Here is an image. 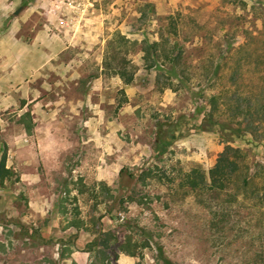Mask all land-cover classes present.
Listing matches in <instances>:
<instances>
[{
	"label": "rangeland",
	"instance_id": "obj_1",
	"mask_svg": "<svg viewBox=\"0 0 264 264\" xmlns=\"http://www.w3.org/2000/svg\"><path fill=\"white\" fill-rule=\"evenodd\" d=\"M3 60L0 264H264L260 191L202 187L264 164V0H0Z\"/></svg>",
	"mask_w": 264,
	"mask_h": 264
},
{
	"label": "trees",
	"instance_id": "obj_2",
	"mask_svg": "<svg viewBox=\"0 0 264 264\" xmlns=\"http://www.w3.org/2000/svg\"><path fill=\"white\" fill-rule=\"evenodd\" d=\"M125 82L129 84L132 80L131 74L124 71H119ZM215 98L213 97V100ZM239 137L240 135L237 134ZM6 155L0 157V182L10 174L9 168H6ZM207 180L203 183L202 187L214 194H227L229 191L234 190L238 195L246 198L248 191L255 188L260 191L256 195L255 206L264 209V164H252L245 161V157L241 151L228 146L225 151L219 156L217 163L214 167L208 170ZM258 179V182H255ZM255 182V184H254ZM188 185L191 188H201L193 177L188 180ZM77 230L81 228L82 224L73 222L71 224ZM130 238H126L124 242H120L115 237H108L107 234L98 242L103 250H110L113 258H117L118 250L134 256L135 250L132 249Z\"/></svg>",
	"mask_w": 264,
	"mask_h": 264
},
{
	"label": "crops",
	"instance_id": "obj_3",
	"mask_svg": "<svg viewBox=\"0 0 264 264\" xmlns=\"http://www.w3.org/2000/svg\"><path fill=\"white\" fill-rule=\"evenodd\" d=\"M13 53H15L14 49H13ZM15 81H16V62L14 60L1 61L0 62V111L1 110L5 111L16 104Z\"/></svg>",
	"mask_w": 264,
	"mask_h": 264
},
{
	"label": "water",
	"instance_id": "obj_4",
	"mask_svg": "<svg viewBox=\"0 0 264 264\" xmlns=\"http://www.w3.org/2000/svg\"><path fill=\"white\" fill-rule=\"evenodd\" d=\"M18 11H19V10H16L15 14H17V13H18Z\"/></svg>",
	"mask_w": 264,
	"mask_h": 264
}]
</instances>
